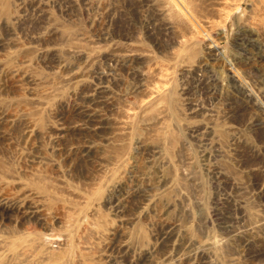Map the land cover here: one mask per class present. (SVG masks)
Instances as JSON below:
<instances>
[{
  "label": "rangeland",
  "instance_id": "rangeland-1",
  "mask_svg": "<svg viewBox=\"0 0 264 264\" xmlns=\"http://www.w3.org/2000/svg\"><path fill=\"white\" fill-rule=\"evenodd\" d=\"M0 264H264V0H0Z\"/></svg>",
  "mask_w": 264,
  "mask_h": 264
},
{
  "label": "bare ground",
  "instance_id": "bare-ground-1",
  "mask_svg": "<svg viewBox=\"0 0 264 264\" xmlns=\"http://www.w3.org/2000/svg\"><path fill=\"white\" fill-rule=\"evenodd\" d=\"M219 11H222V10L219 9ZM224 11H225V10H224ZM224 11H223V12H224ZM190 17H191V16H190ZM177 19H178V18H177ZM187 19H188V18H187ZM190 20H191V19H190ZM192 20H193V19H192Z\"/></svg>",
  "mask_w": 264,
  "mask_h": 264
}]
</instances>
